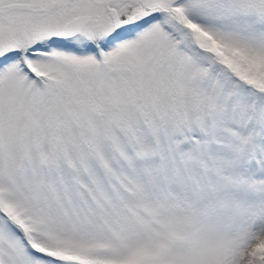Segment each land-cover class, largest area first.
<instances>
[{
    "label": "snow or ice",
    "instance_id": "6c2138e0",
    "mask_svg": "<svg viewBox=\"0 0 264 264\" xmlns=\"http://www.w3.org/2000/svg\"><path fill=\"white\" fill-rule=\"evenodd\" d=\"M0 264H264V0H0Z\"/></svg>",
    "mask_w": 264,
    "mask_h": 264
}]
</instances>
